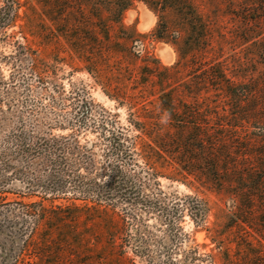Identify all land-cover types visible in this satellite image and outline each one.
<instances>
[{"label": "rangeland", "instance_id": "1", "mask_svg": "<svg viewBox=\"0 0 264 264\" xmlns=\"http://www.w3.org/2000/svg\"><path fill=\"white\" fill-rule=\"evenodd\" d=\"M192 1L199 3V12L213 24V45L226 60L229 74H252L256 67L249 60L258 37L246 35L239 16L242 8H247L246 18L264 15V0L255 4ZM52 18L37 25L32 35L20 32L21 21L16 20L5 29L14 38L0 39V139L15 130L19 118L24 124L20 130L31 133L30 112L35 111L43 130L60 135L75 132L79 146L93 154L101 172L116 164L124 168L129 179L122 191L131 192L130 198L114 190L110 175L96 174L89 185L46 169L39 177L40 186L31 183L32 187L27 178L35 174L19 169L27 166V159L10 161L14 163L10 169L0 163V264H264V190L236 195L227 189L189 188L164 177L154 179L146 175V169L138 171L105 137L117 130L128 136L135 133L130 109L116 95L118 89L137 97L138 110L155 106V92L141 94L139 87L147 83V66L172 64L177 59L176 47L183 46L186 32L176 28L172 14L164 22L146 4L136 2L123 12L120 22L105 18L107 35L97 27L86 33L85 44L82 31L64 35ZM99 38L104 46L95 44ZM14 40L31 46L47 71L51 69L45 74L46 90L37 83L39 74H29L28 69L14 74L17 69L8 58L16 46ZM89 55L93 58L88 61ZM92 62H97L101 72L87 71ZM240 62L245 66L240 68ZM49 75L55 85L48 83ZM28 84L34 92L27 89ZM224 109H220L227 120L223 130L229 128L228 120H235L232 130L248 137L239 144L247 147L242 155L245 163L263 175L256 158L264 155V141L254 139L264 136V125L250 115L248 122L236 124L239 115L234 108ZM51 186L62 189L51 192ZM82 191L89 197L84 198ZM98 192L110 194V200L96 196ZM18 202L60 206L58 215L63 219H47L35 233L34 219L24 216Z\"/></svg>", "mask_w": 264, "mask_h": 264}, {"label": "trees", "instance_id": "2", "mask_svg": "<svg viewBox=\"0 0 264 264\" xmlns=\"http://www.w3.org/2000/svg\"><path fill=\"white\" fill-rule=\"evenodd\" d=\"M139 1L146 4L164 22L165 16L172 14L176 28L186 32V35L183 46L175 49L177 59L172 64L161 65L158 62L155 66H147V83L139 89L141 94L147 92L150 95L155 92V106L138 110L134 104L137 97L125 94V91L121 94L118 89L116 95L130 109L129 122L135 133L128 136L122 130H117L105 137L109 138L119 153L133 162L138 171L146 169V175L154 179L164 177L189 188L227 189L234 191L236 195L263 191L264 174H256L254 170H250L245 163L246 157H242L246 154L247 147L239 144L247 142L248 137H242V134L232 130L235 120H228L229 128L223 130V123L227 120L225 114H220V109L225 112L226 107L234 108L239 115V122L236 120V124L248 122L251 116L254 122L264 125L263 14H258L256 18H246L247 8H242L239 16L243 19L242 27L247 29L246 35L250 33L254 38L258 37L257 46L253 48V56L249 60L256 67L252 74H229L226 60L222 58L219 48L213 45V24L199 12V3L195 4L192 0H0V39L14 38V35L6 34L5 29L16 20L21 21L18 24L20 32L32 35L37 25L45 24V20L53 17L57 25L60 24L64 35L82 31L84 35L81 42L85 44V34L96 27L107 35L106 17H111L113 22H120L123 12ZM247 2L258 3L257 0ZM162 25L166 28L165 24ZM22 37L27 40L26 36ZM13 43L16 46L8 58H11L13 67L17 69L14 74L27 69L29 74H39L37 83L42 90H46L45 74H49L51 69L47 71L46 63L41 61L31 46L18 40ZM95 44L104 46V41L99 38ZM92 58L89 55L88 61ZM238 66L242 68L245 63L240 62ZM86 69L88 72L99 73L102 68L97 62H92ZM50 77L49 75L48 83L53 84ZM31 87L28 84L27 89L34 92ZM30 113L33 121L31 133L28 131L26 135L23 129L20 130L24 124L19 118L20 124L15 130L12 128L0 139V163H3L4 169L12 168L14 163L10 161L18 157L27 159V166L19 169L27 174V171L35 174L36 177L27 178L28 185L32 187L34 184L36 187L40 186L39 177L46 169L58 171L66 177L71 176L73 182L77 180L89 185L95 181L96 174L110 175L114 190L116 187L117 193L130 198L131 192L122 191L128 186L129 179L124 168L116 164L111 165L110 170L104 168L101 172L96 167L93 154L79 146L75 132L60 135L45 131L40 127L37 113ZM254 141L263 142L264 136H257ZM72 155L77 158L71 160L69 156ZM259 155L262 157H257L256 163L264 169V155ZM139 162L143 165H137ZM50 189L53 192L62 188L51 186ZM81 193L84 198L89 197L87 191ZM96 196L104 201H109L111 197L108 193L100 192ZM18 203H21V208L18 209L24 216L34 219L32 229L35 233H38L39 225L47 219L53 222L63 219L58 215L62 210L60 206L47 208L42 204ZM61 223L62 221L54 225L59 226Z\"/></svg>", "mask_w": 264, "mask_h": 264}, {"label": "bare ground", "instance_id": "3", "mask_svg": "<svg viewBox=\"0 0 264 264\" xmlns=\"http://www.w3.org/2000/svg\"><path fill=\"white\" fill-rule=\"evenodd\" d=\"M150 17V16H149ZM166 50V49H165ZM165 50H163V52L165 51ZM167 55V54H166ZM169 56H170V54H169ZM165 57H167V56H165Z\"/></svg>", "mask_w": 264, "mask_h": 264}]
</instances>
